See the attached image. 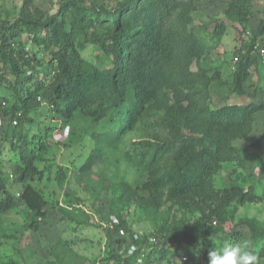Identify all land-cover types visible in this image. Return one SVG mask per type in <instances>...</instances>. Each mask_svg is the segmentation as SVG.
<instances>
[{"label": "trees", "instance_id": "trees-1", "mask_svg": "<svg viewBox=\"0 0 264 264\" xmlns=\"http://www.w3.org/2000/svg\"><path fill=\"white\" fill-rule=\"evenodd\" d=\"M200 1L120 0L108 9L89 5L85 0H62L57 12L47 17L32 8L31 0H23L12 21L0 20V90H7L10 97L0 94V115L17 120V125L7 128V134L13 150L23 148L20 165L13 170L21 190L17 198L6 191L8 178L0 172V219L21 205L29 231L36 233L46 224L47 201L30 183L41 182L49 173L47 167L39 169L38 164L48 150L47 139L54 129L68 127L72 138L77 124L94 128L90 133L94 149L79 169L87 174L105 155L104 148L114 149L151 114L158 92L169 86L187 91L176 94V101L168 108V118L158 124L174 135L177 143L170 147L154 137L157 144H140L145 149L141 162L151 168L140 191L147 192L154 203L165 194L190 211H201V219L209 210L210 217L200 220L201 226L217 220L221 229L227 223L224 210L228 206L256 201L254 194L239 186L221 190L215 187L214 178L223 163L244 165V151L231 143L250 134L254 117L264 106L250 103L211 109L206 102L208 95L202 97L199 88L219 82L221 75L217 69L200 66L206 46L188 29ZM257 3L258 0H229L225 16L246 31ZM217 29L224 30L222 25ZM249 33L245 50L238 51L234 63L232 91L239 96L245 95L246 83L261 63L252 48L263 41L264 18L259 20L256 31ZM77 36H87L107 57L108 67L100 69L86 62L80 55L82 43L76 42ZM33 48L48 58L45 64ZM39 110H44L46 118L56 125L44 126L42 133L27 143L22 124L34 123L30 115ZM168 153L172 166L162 170L160 162ZM63 171L58 170L59 174ZM164 226L155 236L157 243L150 246L148 240H134L131 227L121 221L118 227L126 231L129 240L113 241L100 264H133L132 256L126 257L124 252L128 245L136 249V257L142 247L149 249L145 264L152 263L154 254L165 264H175L179 257L176 252L168 255L170 237ZM248 229L253 232L252 251L264 259V232ZM244 238L243 229L232 228L227 241L242 242ZM185 242L192 248L191 254H186L191 261L197 264L196 251L203 247L204 264H209V251L222 247L225 240L197 235L187 237Z\"/></svg>", "mask_w": 264, "mask_h": 264}, {"label": "rangeland", "instance_id": "rangeland-1", "mask_svg": "<svg viewBox=\"0 0 264 264\" xmlns=\"http://www.w3.org/2000/svg\"><path fill=\"white\" fill-rule=\"evenodd\" d=\"M31 1L33 9L40 10L48 17L57 12L62 0ZM85 1L89 5L110 9L120 0ZM228 2L201 0L191 14L192 23L188 29L206 46L199 64L206 70L217 69L221 75L219 82L209 87L202 85L199 90L202 97L208 95L206 102L211 109L250 103L264 106V57L259 56L261 63L246 83L245 95L239 96L232 91L235 70L233 59L237 57L238 51L245 50L249 40L247 32L256 31L259 20L264 18V0H258L246 31L227 20L225 11ZM22 4L23 0H0V20L12 21ZM219 25L223 26V31H218ZM262 39L261 46L264 48V36ZM76 42L82 43L80 55L86 62L100 69L108 67L107 57L98 51L87 36H77ZM32 51L37 52V49L33 48ZM37 57L43 64L48 60L42 52H37ZM191 69L196 71L195 66ZM177 93L186 94L187 91L173 86L161 89L151 114L114 149L104 148L105 155L87 174L81 173L79 169L94 149V142L90 139L94 128L86 123L77 124L73 128L72 138V129H54L47 139L48 150L38 164L39 169L47 167L49 173L45 174L41 182L30 183L47 201L46 224L36 233L29 231L26 227V211L21 205L4 215L0 219V263L100 264L107 248L112 247V242L117 239L114 236L115 227L120 226L121 221L128 223L137 242L155 237L165 225L170 237L168 255L176 252L179 258L191 254L192 248L185 242L187 237L198 235L224 241L232 228L243 229L245 238L241 243L252 250L253 232L248 227L256 233L264 232V109L256 113L250 134L231 143L244 151V165L239 167L235 163H223L221 171L214 178L217 189L239 186L256 198V201L241 206L234 203L228 206L224 210L227 223L223 229L217 220L201 226L200 220L205 221L210 217L209 210L205 212L207 217L201 219V211H190L181 203L167 199L165 194L154 203L149 200L147 192L140 191L151 173V168L141 162L140 155L145 149L140 144L145 141L157 144L154 140L157 137L160 143L176 146L177 138L158 124L168 118V108L176 101ZM0 94L9 97L7 90H0ZM30 117L34 123L26 121L22 124L27 143L42 133L44 126L56 125L46 118L44 110L33 111ZM11 126V118L0 115V172L4 178H8L6 191L17 198L21 190L15 182L13 170L20 165L19 155L23 148L16 151L11 148L10 136L7 134V128ZM171 166V153H168L162 157L160 167L165 170ZM59 169L64 170L63 174H59ZM124 239L129 240L127 235ZM130 246L124 251L126 257L132 256L133 264H145L147 261L136 257V249ZM204 250L201 247L196 251L199 252L194 258L197 264H204ZM121 252L118 250L119 254ZM151 258V264H165V260L159 261L155 254ZM175 264H181L180 259ZM260 264H264V259H260Z\"/></svg>", "mask_w": 264, "mask_h": 264}, {"label": "clouds", "instance_id": "clouds-1", "mask_svg": "<svg viewBox=\"0 0 264 264\" xmlns=\"http://www.w3.org/2000/svg\"><path fill=\"white\" fill-rule=\"evenodd\" d=\"M209 264H260L259 256L241 242L227 241L208 253Z\"/></svg>", "mask_w": 264, "mask_h": 264}, {"label": "built area", "instance_id": "built-area-1", "mask_svg": "<svg viewBox=\"0 0 264 264\" xmlns=\"http://www.w3.org/2000/svg\"><path fill=\"white\" fill-rule=\"evenodd\" d=\"M248 35H250L249 32H247ZM252 52L257 53L259 56L264 57V48L263 46H261L260 42H256L252 48ZM236 62V58L233 59V63ZM38 101H40V98L38 99ZM11 124L13 126L17 125V120L16 119H12L11 120ZM12 178V176H10ZM112 229V227H110ZM126 231L123 228H119L118 226L116 227V236L117 238H125L126 237ZM134 238V237H133ZM135 240V239H134ZM157 243V240L155 237L149 238L148 239V244L150 246H154ZM151 248V247H149ZM149 249H147L146 247H142L140 249L139 252V258L144 259L147 251ZM181 263H186V264H195L193 261H191L189 259V257H187L186 255H183L181 258H179Z\"/></svg>", "mask_w": 264, "mask_h": 264}]
</instances>
